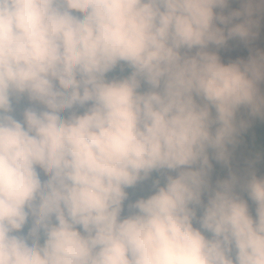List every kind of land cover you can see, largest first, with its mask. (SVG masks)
I'll return each mask as SVG.
<instances>
[{"label": "clouds", "instance_id": "clouds-1", "mask_svg": "<svg viewBox=\"0 0 264 264\" xmlns=\"http://www.w3.org/2000/svg\"><path fill=\"white\" fill-rule=\"evenodd\" d=\"M233 2L0 0V264H264V0Z\"/></svg>", "mask_w": 264, "mask_h": 264}, {"label": "rangeland", "instance_id": "rangeland-1", "mask_svg": "<svg viewBox=\"0 0 264 264\" xmlns=\"http://www.w3.org/2000/svg\"><path fill=\"white\" fill-rule=\"evenodd\" d=\"M231 7L233 8L239 7V4L236 3L234 0ZM229 45L230 46L228 48L221 50V56L225 63L230 62L232 59H236L240 56L247 58V56L250 54L248 46L239 40L230 41ZM253 46L264 48V22H262L261 29H259V35L253 41ZM254 151L255 149L249 147V145L245 141H241V143L236 146L235 151H234L233 166L238 169L245 168L247 165V161L249 159H254L256 155L259 154V153L257 154L254 153L253 155ZM262 163H263V160H261L257 164L258 174H264V168H261ZM225 175H227V169L222 167L219 164H216L215 172L213 174V179L215 180L216 178H222ZM150 185H151V179L139 185L135 190L129 189L131 198L135 199L139 195L149 194Z\"/></svg>", "mask_w": 264, "mask_h": 264}, {"label": "trees", "instance_id": "trees-1", "mask_svg": "<svg viewBox=\"0 0 264 264\" xmlns=\"http://www.w3.org/2000/svg\"><path fill=\"white\" fill-rule=\"evenodd\" d=\"M241 141H245L249 147L255 149L253 155L254 153H264V120L259 118L255 119L249 130L241 137ZM261 168H264V160L261 164ZM157 176L158 174H153L151 179H155Z\"/></svg>", "mask_w": 264, "mask_h": 264}]
</instances>
